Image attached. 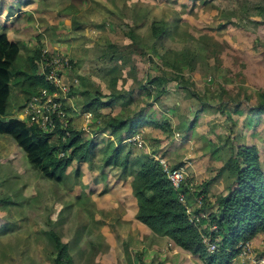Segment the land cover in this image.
Listing matches in <instances>:
<instances>
[{
    "label": "rangeland",
    "instance_id": "obj_1",
    "mask_svg": "<svg viewBox=\"0 0 264 264\" xmlns=\"http://www.w3.org/2000/svg\"><path fill=\"white\" fill-rule=\"evenodd\" d=\"M68 1L0 0V33L6 32L10 38L18 40L20 44L19 55L11 66L13 77L9 96V110L16 109L15 107L19 109L18 106L24 102L25 97L28 95L25 90L31 88L28 84L29 74L35 72L39 74L38 60L42 53V43L39 42L38 44L37 39L41 37L40 35L37 38L35 37L39 32L35 21L37 18H41L40 20L46 22L43 27V22L40 24L44 31L49 29L51 33H54L56 29L60 28L67 31V34L77 36L80 32L87 33L88 30L85 26L78 23V21L84 19L85 14L73 18L74 26L77 25L72 29L66 27L65 23L63 24L62 20L69 19V17L71 18L76 14L75 8L79 11L84 10L83 3L85 0H71L70 6H68ZM182 1H185L186 4H183ZM259 1L205 0L203 5L196 4L193 0L140 1L143 5L139 7H145V9L140 11L138 9L137 15L147 13L146 7L149 5H153L154 8L152 12H149L152 19H147V22L141 27V31L146 37L144 40L137 41V44L141 47V52L137 51L134 59L131 58L130 60L135 61L137 68H141L142 80L146 77L149 79L152 74L167 77L166 86L169 87L165 93L167 98L160 101L158 115H161L162 110L165 108L174 107L177 101L180 102L177 109L179 115L186 113L185 109L181 107L197 102V98L193 97L196 95L191 94L189 96L187 88L189 84L181 82L179 78L178 80L174 78L170 74L171 68L164 65L160 59V55L169 58L173 55V52L181 51L184 48H189L195 53L198 51L199 54L198 61L195 62L197 64L194 72L186 75L194 83L193 87L198 94L196 97L200 95L201 99L204 98L210 100L213 104H218L228 101V95L235 97V94L241 90L248 92L251 103L256 102L257 90L264 89V46H256V40L260 39L264 42V21L257 24L248 19H262L255 9V5ZM96 2L97 16H104L103 20L105 22L107 16L112 17V15L110 16L108 9L102 3ZM110 2H107L110 4L109 6H111ZM19 9H22V12H19ZM29 9L31 11H28ZM128 11L134 12L136 9L135 7L128 8ZM88 13L86 12L87 15ZM228 17L235 20V22H239L240 26H236L232 22H226ZM156 18L167 20V28L170 30L160 40L149 37L150 22ZM100 31L104 33V29H100ZM107 32L114 34L116 39H120L123 34L121 28L120 30L117 29L113 32L109 30ZM199 32L201 34L208 33L206 36H212L213 42L222 43L223 46H218L219 51L214 52L210 45L211 50L207 52L203 40L198 37ZM47 39L50 40L49 36H47ZM26 43L29 44L26 45ZM151 44L154 45L157 52L153 51V48L147 47ZM33 45H38L39 48V52L35 57H33ZM64 45L65 47H62L68 50V44ZM77 46L83 48L85 44L82 45L77 42L72 50L69 47L73 57L72 73L74 75V72L78 69L86 72V69L79 68V65L84 63L88 67V62L84 59L81 60L78 56ZM215 56L218 58L217 61L214 59ZM92 63L94 62H89L88 69L102 70L101 74H105L107 77L114 70L119 72L118 68H123L120 61L115 60L106 67L109 69L107 73H104L106 68H94ZM84 74V76H79L82 88L77 83L73 84L69 94L70 98L73 99L74 95L76 98V93H78V106H82L84 103L83 95L79 90L81 91L83 86H87L89 83L88 74ZM34 80L40 88L42 86L40 81ZM73 88L77 89L74 93ZM84 89L89 91L86 88ZM22 90L24 91L23 95ZM107 90L109 89H105V91ZM179 94L183 96H178ZM242 98L244 97L242 96ZM231 100L235 103L233 99ZM234 103H229L228 109L233 110ZM171 116L172 121L179 122L176 115L172 114ZM235 117L244 119L245 114L243 113L240 116L235 114L233 118L222 114L221 118L215 117L216 121H212L210 125L213 128L217 125L218 130L227 131V134L234 132L238 135L242 127H244L247 134H251L254 130L256 132L254 135L255 142L258 144L260 151H264V115L261 122L253 130L243 126L241 122L235 120ZM181 120L183 122L178 123L180 125L189 122L187 119ZM72 125L76 127V124ZM184 125H182L180 131L203 146L205 137L202 135L197 136L195 132L188 134L189 129L186 126L183 127ZM8 137L14 141L11 135L0 133V139ZM106 137L103 134L95 136V141L99 143V147L105 145ZM14 142L21 153L16 154L15 150L11 149L14 151L13 157H10L8 162L0 160V187H3L0 193V208L5 211V214L0 217V264H54L52 259L54 256L53 239L50 237V230L59 233L62 239L69 243L73 264H99L95 260V246L102 245L99 236L114 235L118 237L123 231L122 225L118 224L119 221L115 218L117 214L119 216L122 214L119 209L120 206H117L119 200L115 196L111 198L108 190L113 176L112 162L106 163L104 160H100L102 172L98 175L89 171L87 175L84 170L77 173L74 166L78 163L73 162V165H75L69 167L67 174H64L61 180L51 179L45 177L40 169L31 163L23 148L16 141ZM207 144L210 148H214L213 153L215 155L228 156L227 152L230 147L226 152L224 147L215 148V145L211 142H207ZM131 148L136 150V147L131 146ZM98 149V147L94 148L92 157H97L99 161L101 154ZM111 151L110 148L108 150L109 154ZM171 154L172 149L168 147L166 156H163L169 163L172 162L168 159ZM15 155L22 157L19 160L20 167L14 165ZM179 157L180 153L173 161ZM92 162L94 168L99 167L96 160ZM114 167L117 168L115 172L120 175V166L114 164ZM225 172L228 173V168L224 169ZM221 177H223V180L220 187L225 189V186L229 185L231 181L226 174L221 175ZM202 187L201 184L199 188ZM187 200L191 206L195 207L197 205L192 198L188 197ZM104 202L106 204H103ZM103 213L109 216L105 217L106 220H103V223L100 224L97 214L103 216ZM125 245H128V242H125Z\"/></svg>",
    "mask_w": 264,
    "mask_h": 264
},
{
    "label": "trees",
    "instance_id": "obj_2",
    "mask_svg": "<svg viewBox=\"0 0 264 264\" xmlns=\"http://www.w3.org/2000/svg\"><path fill=\"white\" fill-rule=\"evenodd\" d=\"M193 1L201 5L205 3V0ZM255 9L262 19L248 20L260 24L264 21V0H260L255 5ZM241 19L243 20V18ZM226 22L240 26L239 22H235L230 17L226 18ZM168 31L165 25L154 23L152 25V34L158 39L164 37ZM256 44V46H264V42L260 39L256 40ZM109 47L115 48L116 46L109 44ZM19 52L20 44L11 40L6 32L0 33V133L11 135L17 144L23 148L31 163L40 169L45 177L61 180L64 174H67V169L71 163L74 160L87 161L98 143L95 141V137L85 136L83 128H76L72 125V120L68 128H61L58 125L55 138L52 134H47L41 130L37 125L28 124L18 117L10 116L9 96L13 77L11 66ZM38 52L39 48L37 47L33 57ZM195 55L193 53L190 56L188 51L173 52L169 58L160 55V59L164 65L177 71L172 75L174 78L177 80L179 78L181 82L188 83L190 85L188 91L198 96L193 84L183 73V68H196ZM110 59L122 60L123 63L130 58L125 57L124 54L119 57L113 54ZM114 78L110 83L109 94H105L98 87L94 88L93 94L86 90H79V92L84 96L82 109L94 113V119L90 125L92 133L98 134L109 130L116 139V144L111 139L106 140L107 143L103 152L104 161L106 163L109 161L120 163L122 176H132L131 186L138 204L137 218L157 234L168 236L177 245L193 253H199L204 258L205 264H229L230 260L238 255L240 242L251 240L259 232L264 231V167L260 149L255 143H239L238 136L231 137L229 134L226 140L231 146H235V149L224 166L220 168L221 171L228 168V173L231 176L232 181L228 191L214 197V202L209 199L208 194L202 195V204L198 207L192 206V214H190L186 209V205L191 206L187 198H191L195 192L198 195L205 192L209 182L203 183V188L199 192L195 190V192L188 194L191 188L187 179L183 181L180 187L175 188L162 165L154 156L143 151L131 156L132 150L130 148L126 150V144L123 141L135 134L138 123L144 121L141 118L136 120L139 116L136 114H145L150 102H145L143 106L135 104L134 114L126 118L122 117L121 114L102 113L100 111L102 107H114L116 101L123 95L116 88V79ZM34 79L40 81L42 86H48L42 75L36 72L29 74L28 84L31 88L25 90L28 95L35 93L39 88ZM166 82V76L154 75L147 80V83L140 84V90L151 95V90L155 87L154 100L160 101L167 91ZM76 90L73 88V93ZM227 97L229 100L235 101L237 110L243 107L251 118L258 119L264 114V89L257 90L256 102L253 103H251V97L247 91L239 90L235 97L229 95ZM128 101L134 100L128 99ZM206 105L209 104L201 99L197 113H200ZM225 106V101H223L217 107L221 113H224L226 112ZM196 115L191 120L189 127L196 124L198 117ZM230 115L228 113V116ZM251 121L253 120L251 119ZM152 123L164 131L170 130L166 118L154 120ZM66 131L69 132V135ZM212 144L215 145V143ZM109 147L112 151L108 155L106 149ZM60 152L63 154L60 155ZM180 165L171 164L172 167H179ZM76 172L79 173L78 170ZM181 193L185 194V201L180 199ZM195 198L196 196H193V199ZM212 225H215L214 229L211 228ZM49 234L53 239L54 263L73 264L69 243L63 241L60 234L54 230H51ZM206 237L209 238L208 242L216 244V250L213 253L208 252Z\"/></svg>",
    "mask_w": 264,
    "mask_h": 264
},
{
    "label": "crops",
    "instance_id": "obj_3",
    "mask_svg": "<svg viewBox=\"0 0 264 264\" xmlns=\"http://www.w3.org/2000/svg\"><path fill=\"white\" fill-rule=\"evenodd\" d=\"M2 1V0H1ZM102 3V5L108 9V12L110 13V16L108 17L106 21L104 22L103 18L104 16H97L96 13V6L97 2ZM85 0L83 3L84 10L79 11L77 8H75L76 14H74L71 18L66 20H62L63 24H66V27L68 28H74L73 18L79 17L82 14H85V16L82 18L83 20L78 21L80 25L85 26L87 33H78L79 35H73V34H67V31H64L60 28L56 29L54 33H51L48 29L47 31H44L42 29L43 26H45L44 21L40 20L41 18H37L35 21L36 27L38 28L39 32L35 35L41 36L39 37V42L42 43V49H48L50 51L60 49L61 51H64L68 53L71 56L69 47H71V50L74 45H76L77 42L84 45L85 47L77 46V54L78 56L84 61L86 60L88 62V67L83 63L79 65V68H85L86 72L81 71V69L76 70L74 73L77 76L78 79V86H81L80 84V75L84 76V73L88 74V80L89 83L87 86H83L90 92L94 91L95 87L100 88L105 94H109L113 78L116 79V88L123 93V95L116 101L114 107H102L100 111L104 114L106 113H112V114H121L122 117L126 118L128 116L133 115L135 104H140L141 106L145 105V102H150V105H148V108L146 109L145 114H136L139 115L137 119L141 118L142 122H139L137 125V131L135 134H140L144 139V145L138 146L135 143H132L130 141L124 140L123 143L126 144V150L129 148L132 150L131 146L136 147V150H132L131 156L134 154H137L139 152H145L149 155L156 156L158 154L165 155L167 152V148L170 147L172 149L171 157H168L171 164H181L180 166H183L187 173V183H190V191L188 192H195V190H202V188H199L201 184L205 182H209L207 185L206 191L202 192V194H208L209 199L212 200V198L216 197L219 194H225L228 191L229 185L225 186V189L220 187V183L223 180L224 174L229 176V180L232 181L231 176L229 173H224L221 171V167L224 166L225 162L228 158H230L231 154L233 153V150L235 149V146H231L230 143L226 140L228 135L231 134V137L238 136L239 143H246V144H252L255 143L257 146L258 144L255 142L254 135L255 131L253 129L256 128V126L261 122L262 114L258 119L253 117L251 118L247 111L244 110L243 107L240 109H236L235 105L233 106V110L228 109L229 103H234L232 100H228L225 102V111L224 113H221L220 109L217 107L218 104H213L210 102V100L202 99V101H206L207 104L203 110L200 113H197L198 108H200L201 104V96L199 97L193 96L197 98V102H193L192 105H188L186 107H181L185 109L186 113H183L179 115V111L177 110L179 108L180 102L177 101L174 105V107H168L162 110L161 115H158V111L160 110V101L166 100L167 97H165V94L162 96V99L160 101H155V90H151V95L143 91H141L140 84L147 83L148 77L142 80L141 76V68H137V64H135V61L132 62L130 60L131 58L134 59V56L137 54L136 52L140 51L141 47L139 44H137L138 40H144L145 34L142 33L141 27L147 22V19H152L150 17L149 12H152L154 6L149 5L146 7L147 13H142L141 15H137L138 9L144 10L145 7H139L142 6L143 3L139 0ZM108 1H111L110 4L107 3ZM183 4H186L185 1H182ZM68 6L71 5V0L68 1ZM135 7L136 11L129 12L128 8ZM19 12H22V9L18 10ZM28 11H31L29 9ZM86 12H89L88 15ZM91 15V16H90ZM14 16V14H13ZM36 17V15L34 14ZM93 16V18H92ZM43 22L42 27L40 24ZM86 22V23H85ZM154 24H162L167 27L168 21L165 19H155L150 22V34L149 37L152 39L155 38L157 40L163 39L164 37L158 39L156 36L152 34V25ZM123 30V34L120 37V39H116L114 34L109 33L107 31H114L119 29ZM100 29H104V33L100 31ZM169 30V29H168ZM170 31V30H169ZM168 31V33H169ZM116 33V32H115ZM167 33V34H168ZM208 33L201 34V32L198 33V37L203 40L204 48L209 52L210 45L212 46V49L214 52L219 51L218 46H223L222 43L218 44L217 42H213L212 36H206ZM166 35V34H165ZM45 36V37H44ZM47 36H49L50 40L47 39ZM10 38V37H9ZM11 40L17 41L14 38H10ZM36 40V41H37ZM201 40V41H202ZM200 41V42H201ZM157 43V42H156ZM29 43H26V45ZM64 44H68L67 48L68 50L64 49ZM109 44L116 46L115 48L109 47ZM38 46V45H37ZM36 45L32 46L33 52L37 48ZM63 46V47H62ZM147 47L153 48V51H156L153 44L148 45ZM143 49V48H142ZM188 50L190 56H192L193 53H195L193 50L189 48H184L181 51H175V52H182ZM109 51V53H108ZM115 51V52H113ZM157 52V51H156ZM115 54L116 57H119L121 54H124L125 57H129L130 59L128 61H124L122 63V60L120 61V65L123 66V68H118V71H115L110 74L109 77H107L105 74H101L102 70H92L89 68V62H94L93 67L94 68H106L108 65L113 63L115 59H110V57ZM196 59L195 62L198 61V51L195 53ZM72 61L73 57L71 56ZM214 59L217 61V57L215 56ZM86 62V63H87ZM197 64V63H196ZM91 66V64H90ZM109 68H106L104 70V73H107V70ZM183 73L186 77L187 74L194 72L195 68H183ZM187 69V71H186ZM81 74L79 75V73ZM168 72V71H166ZM177 71H174L172 68L170 69V74L173 75ZM155 74H152L154 76ZM113 77V78H112ZM150 78V77H149ZM189 79V77H186ZM168 81V79H167ZM192 84L193 81L189 80ZM178 82V81H176ZM27 83V82H26ZM25 83V84H26ZM167 84V82H166ZM78 86H76L78 88ZM190 86V85H189ZM188 86V87H189ZM187 87V88H188ZM168 90V86H166ZM105 89H109L105 91ZM124 91H123V90ZM24 91L22 90V95ZM167 92V91H166ZM94 92H92L93 94ZM189 96L191 93L188 91ZM34 94V93H32ZM31 94V95H32ZM77 97L72 99V102L74 105H77L79 95L78 93ZM27 95L25 97V100L22 104H20L18 107L19 109L25 104L26 100L31 96ZM178 96H183L179 94ZM165 97V98H164ZM84 98V96H83ZM128 99H133L134 101H128ZM235 104V103H234ZM78 106V105H77ZM83 106V105H82ZM82 106H78V108L82 109ZM123 106H126L123 108ZM196 106V107H195ZM16 109L9 110L10 116L18 117L17 112L19 109L15 107ZM18 109V110H17ZM86 110V109H82ZM194 110V111H192ZM15 112V113H14ZM228 113L231 115L228 116ZM245 114L244 119H241L240 117H235V120H238L243 124V126L247 128H251L253 130L251 134H247L246 130H244V127L241 128L240 133L237 135L236 133L232 132L227 134V131L222 132V130H218V126L216 125L215 128H213L210 123L212 121H216V118H221L222 114H225L227 117L233 118L235 114L241 115ZM176 115L178 119V123L183 122V120L180 121V119H187L189 122L187 124H178L177 121H172L171 115ZM197 114V115H196ZM196 116L197 121L196 124L193 127H189L191 120ZM136 117V116H135ZM216 117V118H215ZM169 122V131H164L160 127H156L152 122L154 120L158 119H164ZM135 119V118H134ZM251 119L253 121H251ZM71 120L73 124H76V128H83V122L81 119V116L79 114H74L72 112ZM141 121V120H140ZM221 121V119H220ZM82 123V126H81ZM183 127H187L189 130L187 131L188 134L191 132H195L197 136H203L205 137V142L202 145H199L196 140H193L189 135L183 134L180 130ZM219 125V123H218ZM80 126V127H79ZM83 130H85L83 128ZM93 131H87L85 130L84 134L87 137L93 136L95 137L98 134H103L107 136V139H111L115 142V137L112 136V134L109 132V130H106L102 133H92ZM249 135V136H248ZM128 138V137H127ZM14 139V138H13ZM106 139V140H107ZM15 141V140H14ZM11 140V138H2L0 139V160L4 162H8V159L10 157H13L14 151L16 154H20L19 148H17L15 145V142ZM207 142L215 143V148H222L224 147L225 151L227 152V149L230 147V150H228V156L223 155L219 156V154L215 155L213 153V147H209ZM17 143V142H16ZM106 141L104 146L99 147V143L96 147H98V152H100L101 156L99 161L97 160V157H90L87 158V161H78L74 160L73 162H76L78 164H74L73 162L71 165L75 167V170H84L87 175L89 172H95L97 175L102 172V167L100 165V162L104 160V150L106 146ZM259 148V146H258ZM13 149V150H11ZM107 148V154L109 155ZM180 153V157L173 161L177 155ZM260 154L263 158L262 165L264 167V151L261 150ZM166 156V155H165ZM16 160L14 161L15 167H20V155H15ZM93 160H96V163L99 165V167H93ZM101 160V161H100ZM177 161V162H176ZM112 162V161H111ZM176 162V163H174ZM115 165L120 166V175H118L115 171L117 170ZM187 164V165H185ZM71 165L69 166L71 168ZM68 167V169H69ZM67 169V172H68ZM112 182L111 185H109L108 190L109 193L112 196H115L119 203L117 206H120L119 209L122 212V214L115 217L119 223L123 227V231L121 232L120 236L115 237L112 236H99L100 242L102 243L101 246L96 245L95 248V256L94 259L99 264H153L156 262H161L162 264H205L204 258L200 256L199 253H193L188 249H185L179 245H177L170 237L163 236L160 234H157L154 232L148 225L143 223L137 218V212H138V204L137 200L133 194V189L131 186V182L133 180L131 175L122 176L121 170L122 166L120 163H113L112 162ZM100 178V177H99ZM211 181V182H210ZM213 182V183H212ZM215 182V183H214ZM218 186V187H217ZM227 187V188H226ZM211 188V189H210ZM1 190H3V187H0V193ZM202 194L193 193V196H196L193 201H196V206H200L198 203V196H202ZM214 196V197H212ZM103 204H106L105 202ZM113 205V204H111ZM189 206V205H188ZM195 206V207H196ZM115 207V206H114ZM192 210V206H189ZM118 208V207H117ZM216 206L214 207V209ZM5 214V211L0 208V217ZM100 214H97L98 221L100 220V224L103 223V220H106L105 217L109 216L105 213H103V216H98ZM97 221V222H98ZM51 231V230H50ZM61 236V235H60ZM264 231L259 232L255 237L251 239L252 245L256 251L257 255H263L264 256ZM63 240V239H62ZM64 241V240H63ZM66 242V241H65ZM125 242H128V245H125ZM54 255V250H53ZM54 257V256H53ZM52 257V259H54ZM54 263V260H53ZM55 264V263H54ZM229 264H241L240 259L238 256L233 257Z\"/></svg>",
    "mask_w": 264,
    "mask_h": 264
},
{
    "label": "built area",
    "instance_id": "obj_4",
    "mask_svg": "<svg viewBox=\"0 0 264 264\" xmlns=\"http://www.w3.org/2000/svg\"><path fill=\"white\" fill-rule=\"evenodd\" d=\"M71 56L60 49H42L41 57L38 60L39 74L48 83V86H41L25 102L17 112L18 118L28 124L37 125L47 134L56 135L58 125L61 128H68L72 112L79 114L83 122V128L91 131L90 125L94 119V113L90 110H82L73 104L69 94L73 84L78 83L77 76L72 73ZM69 135V132L66 131ZM126 141L144 145V139L140 134L129 136ZM63 152H60L62 155ZM155 159L162 165L167 177L175 188L181 186L187 178L186 170L183 166L172 167L168 160L158 154ZM180 199L185 201V194L181 193ZM202 196H198L199 205L202 204ZM187 212L192 214L191 208L186 205ZM194 219V218H192ZM198 219V217H197ZM215 228V225L212 226ZM206 237V241L208 242ZM238 257L241 264H264V256L257 255L251 240L239 243ZM216 244L208 242V252L213 253Z\"/></svg>",
    "mask_w": 264,
    "mask_h": 264
}]
</instances>
